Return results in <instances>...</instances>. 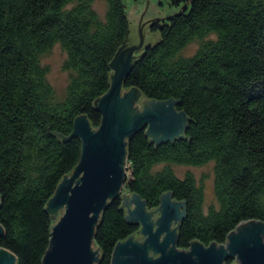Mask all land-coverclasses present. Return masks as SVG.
Listing matches in <instances>:
<instances>
[{
	"label": "trees",
	"instance_id": "1",
	"mask_svg": "<svg viewBox=\"0 0 264 264\" xmlns=\"http://www.w3.org/2000/svg\"><path fill=\"white\" fill-rule=\"evenodd\" d=\"M105 1L100 19L92 0H0V246L15 254L16 264L41 263L54 223L47 201L81 154L74 119L83 114L99 125L96 102L109 88L112 60L128 45L124 0ZM168 1L186 9L149 23L156 38L134 54L122 86L178 101L189 120L173 140L151 142L144 128L127 138L125 187L147 208L164 192L185 202L178 248L195 240L220 244L239 222H264V0ZM208 33L216 38L192 55L179 54ZM56 42L70 71L60 101L40 63ZM210 160L218 205L204 212L194 175L180 178L172 165ZM121 201L118 194L108 202L95 229L97 264H111L116 242L138 230Z\"/></svg>",
	"mask_w": 264,
	"mask_h": 264
},
{
	"label": "water",
	"instance_id": "2",
	"mask_svg": "<svg viewBox=\"0 0 264 264\" xmlns=\"http://www.w3.org/2000/svg\"><path fill=\"white\" fill-rule=\"evenodd\" d=\"M157 2L145 0L139 17L133 14V5L128 9L129 41L112 60L109 88L96 102L101 114L99 125L93 127L83 114L74 119L72 135L80 138L81 154L47 201L55 221L40 264H97L99 250L93 247L95 229L108 202L118 194L122 196L121 209L125 205L127 208L125 217L138 224L141 237L136 239L131 234L116 242L111 264H224L233 256L237 263L232 264H264L263 221L239 222L227 234L226 242L204 245L195 240L181 249L176 244V228L185 214L184 201L164 192L156 207L147 208L138 194L131 192L128 196L123 192L128 177L127 138L144 128L151 142L173 140L184 135L189 120L176 107L178 101L174 99L147 98L136 87L123 90V77L134 51L156 38V33L148 32L149 23L186 9L185 4L162 12ZM146 10L160 15L146 19ZM131 201L135 202L132 209ZM0 264H16L15 254L0 246Z\"/></svg>",
	"mask_w": 264,
	"mask_h": 264
},
{
	"label": "rangeland",
	"instance_id": "3",
	"mask_svg": "<svg viewBox=\"0 0 264 264\" xmlns=\"http://www.w3.org/2000/svg\"><path fill=\"white\" fill-rule=\"evenodd\" d=\"M135 1L136 4H134ZM151 1L153 3H156L158 1L157 8L162 12H166L169 9L178 6V5L170 4L168 0H151ZM144 2L145 0H124L125 5L127 6L126 7L127 10L130 9L131 6L133 5L131 9L133 11V14H135L137 17H139L141 14ZM73 3L74 2L68 4L66 7L69 8ZM91 6L96 11L100 19L104 18V14L107 9V3L105 0H92ZM145 13H146V19L160 15L159 12H149L147 10L145 11ZM157 20L159 21L164 19L157 18L155 21ZM148 32H151L150 29L148 30ZM215 38H216L215 33H208L203 38L193 39L191 42H189L180 50L179 54L183 56L192 55L203 41L208 39H215ZM137 51L138 50L134 51V54H137L138 53ZM65 59H66V52L62 48L61 44L58 42L54 43L47 52H45L40 56V63L45 67H47L46 78L54 88L55 100L57 101H60L65 97L66 87L70 77V71L63 68V62L65 61ZM127 89L128 88H124L123 90H127ZM123 90L121 91L120 96L123 94ZM214 162H215L214 160H210L202 165H197V166L182 165V164L172 165L173 172L175 173V175H177L180 178L184 177V175L188 171L194 175L197 185H200L203 189L204 212L207 211L208 206L210 204L218 205L213 193ZM161 165L162 164L159 163L157 164V167ZM69 173H67V175H69ZM53 221H55V219ZM134 237L137 239L141 237V235L138 232H136L134 234ZM93 247H96L95 243H93ZM235 258L236 256L229 258L228 264L237 263V260ZM224 264L227 263L225 262Z\"/></svg>",
	"mask_w": 264,
	"mask_h": 264
},
{
	"label": "crops",
	"instance_id": "4",
	"mask_svg": "<svg viewBox=\"0 0 264 264\" xmlns=\"http://www.w3.org/2000/svg\"><path fill=\"white\" fill-rule=\"evenodd\" d=\"M137 102H138V101H137ZM137 102H136V103H137ZM123 192H124V194H125V193H128V196H131V192H130L129 190H127L126 188L124 189ZM134 205H135V202H134V201H131V203H130V205H129L130 209H132V208L134 207ZM126 209H127V208H126V205H125V208H124V212H125V213H127V210H126ZM159 214H160V213H158V216H159ZM173 226H174V225H173Z\"/></svg>",
	"mask_w": 264,
	"mask_h": 264
},
{
	"label": "built area",
	"instance_id": "5",
	"mask_svg": "<svg viewBox=\"0 0 264 264\" xmlns=\"http://www.w3.org/2000/svg\"><path fill=\"white\" fill-rule=\"evenodd\" d=\"M128 167H129V163H128V165H127V173H129V171H128Z\"/></svg>",
	"mask_w": 264,
	"mask_h": 264
}]
</instances>
